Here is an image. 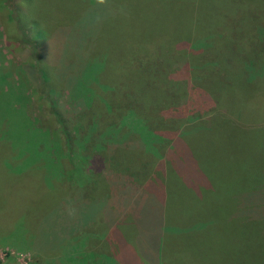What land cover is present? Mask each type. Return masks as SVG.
I'll list each match as a JSON object with an SVG mask.
<instances>
[{
    "label": "rangeland",
    "instance_id": "obj_1",
    "mask_svg": "<svg viewBox=\"0 0 264 264\" xmlns=\"http://www.w3.org/2000/svg\"><path fill=\"white\" fill-rule=\"evenodd\" d=\"M81 1L84 6L77 3L74 12L70 0H0V72L11 66L3 72L6 82L0 81V99L7 100L1 111L36 127L38 135L47 137L42 138L51 136L61 144L59 167L51 177H45L48 187L59 194L57 202L36 197L29 205L31 212H19L23 216L12 215L17 208L0 211V264H264V234L255 230V222L264 218V148L249 143L244 139L248 138L246 134L244 138L239 136L243 145L239 140L238 146H230L226 129V124L230 125L234 135L264 126V0H200L196 11L184 5L191 0H135L139 5L131 9L136 14L134 23L125 27L132 31L134 41L121 31L117 51L121 44L124 53H133L137 41L142 40L137 39L140 32L150 43L177 41L175 49L185 50L186 58L182 59V52L174 60L170 56L174 50L163 49L162 45L154 52L166 82L173 79L175 87L182 90H169L175 104L169 117L157 125L147 117L142 123L154 129L160 126L161 131L152 132L165 140L188 122L208 126L212 122L209 119L217 116L214 122L222 126L217 128L221 142L204 153L195 149L189 152L192 148H185L182 139L172 141L173 148L164 155L168 168H160L167 187L148 186L151 191L143 193L140 200L136 198V185L135 191L125 189L123 194L116 193L118 187L115 191L97 188L95 197L92 187L85 186L79 192L76 181H83L90 171L103 175L102 166L94 162L102 151L94 144L91 150L87 145L90 140L84 135L91 125L105 120L87 118L81 112L67 121L64 116L70 117L67 110L70 113L71 108L65 106L64 90L48 93L44 85L47 79L36 63L31 22L34 26L36 21L47 43L54 42L57 48L64 40L57 31L74 14L82 16L81 22L88 26L95 14L103 22L107 0H99L93 15L91 0ZM193 11L194 17H189L193 22H189ZM194 26L199 39L189 36ZM79 30L86 35L90 29L81 26ZM70 32L74 36V31ZM65 40L60 47L68 42V50L73 51L76 41ZM202 46H207L204 51L212 49L211 61L206 64L205 52H199L200 65L193 60L191 74L188 52H198ZM139 67L149 73L152 63ZM140 88L148 85L142 83ZM48 94H52L50 98ZM109 101L114 103L113 98ZM116 107L122 114L136 111L120 101ZM138 112L143 113L140 109ZM111 120L107 118L104 124L116 125ZM164 120L170 130L162 133L166 129ZM130 124L132 129L138 126ZM17 129L12 126L10 131ZM216 139L215 135L207 138L210 143ZM151 140L152 135L143 136L142 143ZM77 144L82 146L78 152L74 149ZM52 152H46L51 165L55 162ZM56 206L57 211L52 212L55 216H44L48 212L45 208ZM160 226L169 227L171 235L165 247L163 236L158 237ZM176 241L177 245L169 247Z\"/></svg>",
    "mask_w": 264,
    "mask_h": 264
},
{
    "label": "trees",
    "instance_id": "obj_2",
    "mask_svg": "<svg viewBox=\"0 0 264 264\" xmlns=\"http://www.w3.org/2000/svg\"><path fill=\"white\" fill-rule=\"evenodd\" d=\"M91 2L92 4L89 8L92 10L91 14L93 15L98 3L100 4L101 2L99 0H91ZM77 3L82 7L84 6V2L81 0H76V2L70 0V10L75 12L77 10ZM188 3L184 5L190 11L194 9L196 11L200 6V0H191ZM105 4L107 8L106 14L101 23L97 14H95L90 20V26H88L86 23H83L84 20L81 22V18L83 17L77 15V13L67 23L62 24L57 34L64 40L59 42L58 48L55 47L54 42L47 43L44 37L45 34L39 28L36 21L34 23L35 27L32 26L33 22H31L33 34L30 31V38L34 41L38 68L47 79L44 82L47 92L52 93V91L55 92L60 89L65 92V106L71 108L70 113L67 110V116L70 117L66 118L64 116L67 121L73 120L78 113L84 112V117L94 118L93 116H96V118L100 117L105 121L107 118H110L112 122L116 123V125H109L104 124L105 121H100V123L95 124L96 128L95 125L93 127L91 125L89 129H86L84 136L88 141L90 140L87 145H91V150H93L92 146L94 144L96 150L102 151L100 155L95 157L94 162L99 163L104 170L103 175L90 171L85 176L86 180L84 179V182L76 181V183H79L77 184L79 192L82 193L85 186L92 187V194L95 197L97 194L94 192L97 188L107 187L111 191H115L118 187L116 193L123 194L125 189H128L130 192L135 191L133 187L136 185L138 187L137 191H139L136 198L140 200L143 193L148 192L150 188L159 189V187H167V181L164 179L160 168H168L164 155L165 152L173 148L172 141L182 139L185 143V148H192L188 150L189 152L195 149L204 153V150L208 147L221 142L217 134V128L222 126L220 123L214 122L215 119L219 118L216 116L209 119L212 122L208 126H203V123L198 121L188 122L182 125L170 139L165 140V138L159 136L156 138V134L152 131H161V127L159 126L158 129H154L148 124L144 125L142 119L145 117L153 119L155 121L154 124L157 125L160 123L159 120L165 119V116H170L169 112L175 104L169 90L175 87V80L172 79L168 81L169 83L166 82L162 75L164 71L162 65L158 66L155 63V59L158 58L154 52L159 48V45H162L163 49L170 48L171 51L172 49L174 50L173 54H171V51L169 52V55L171 54L170 56L174 60H178L180 58L178 55L183 52L181 57L184 60L185 50L179 52L175 49L177 41L168 42L169 44L167 45L159 44V40H156L158 44L154 40L150 43L139 32L137 39L142 40L137 41L138 45L137 48L134 47L133 53H124L121 44L118 52L116 46L118 41H120L121 31L130 38L132 43L134 41V39H131L132 31L125 27L134 23L132 18L136 14L131 12V9H138L139 4L135 0H107ZM194 14L195 12L193 11L192 16L189 15L188 18L194 17ZM191 19L189 18L188 21L193 22ZM27 24L30 27V24ZM81 26H86L90 29L86 35H82L79 30ZM70 30L74 31V36ZM195 34L196 26H194L193 30H190L189 36L193 35V38L199 39L200 37H197ZM65 39L69 41L73 39V42L76 41L73 51L71 49L68 50V45H70L68 42L64 48L60 47L62 42L66 41ZM139 45H142L140 49H138ZM66 47L67 50L65 51ZM202 47L203 49L198 52H195L196 49L195 51L190 50L193 53L189 54L188 52V56L190 59L192 58L189 64L191 74H194L192 73L193 60L197 59V65H200L198 62V57L199 55L201 56L200 53L205 52L207 58L204 61L206 64L211 61L209 52L212 49L209 47L204 51L207 46ZM59 48L63 52L60 53ZM196 48H198L197 45ZM150 62L152 63V68L149 70V73L141 72L139 66L142 64L149 65L151 64ZM124 65L127 66V69H123ZM9 68L11 66L2 68L0 72L1 83L6 82V73ZM29 69L34 71L32 68ZM142 80L144 81L142 82ZM142 83L144 86L148 85V88H140ZM175 88L180 91L182 90L180 86ZM9 89L10 86L7 87V90ZM11 89H14V85L11 86ZM48 95L50 98L52 94ZM101 95L105 96L106 101ZM109 98L114 99L113 104L110 103ZM124 99H126L125 102H122ZM119 101L120 104H127L136 111L130 110L122 114V110H118L116 107ZM5 102H7L6 99H0V211H3V208L14 211L13 209L17 208L16 211L18 213L14 211L12 215L23 216L26 212H31L32 207L30 208L29 205L36 197L48 199L49 203H56L59 199L57 190H51L48 187L47 178L45 179V177L47 175L51 177L52 171L57 170L59 167V159L61 158L59 149L61 144L51 136L48 140L42 138L45 136L38 135L40 131L36 127L32 128L24 125L25 122L23 120L16 121L18 119L17 116L13 117L11 116L12 114L2 113L1 109L5 106ZM138 109L142 110L143 113L138 112ZM164 121L161 122H164L163 124H165L166 129L162 133L170 130L167 129L170 128L167 127V120ZM219 121L223 122L224 120L219 119ZM130 123L137 124L138 126L132 129ZM226 125L230 146H238L239 136L244 138V134H246L248 138L244 139L250 140L249 143L261 145L264 148V126L253 129L254 131L251 132L235 133L232 135L233 128L228 124ZM12 126L18 128L16 132L11 133L10 129ZM149 135L153 136V140L145 144L142 143L143 136ZM214 135L217 139L211 143L208 142L207 138ZM81 142L83 144L84 140L82 139ZM191 143L193 144L190 146ZM100 144H103L104 148ZM194 144H197V146ZM241 144L243 145L244 143L241 141ZM77 145L74 149L78 152L82 149V146ZM68 147L71 149V146ZM47 151H55V155L52 153L56 163L50 164L52 162L48 159ZM204 156L206 155L204 154ZM34 159L37 161L36 163L31 162ZM39 160L42 163H39ZM95 171L97 172V170ZM148 186L151 187L149 188ZM133 197L135 198V196ZM165 204L166 202L164 206ZM87 206L91 208L92 204H88ZM57 208V206L50 209L45 208L48 212L44 216H55L52 212L57 211ZM165 208L167 215V206ZM261 211L262 216H264V208ZM19 212H23L24 214H19ZM167 228L169 227L160 226L157 229L160 231L158 237L163 236L161 240L164 247L166 245V238L171 236L170 233L168 234L167 231L169 229ZM255 230L264 234V218L262 221L255 222ZM171 231L173 234V229ZM178 243L179 241H176L175 244H170L169 247Z\"/></svg>",
    "mask_w": 264,
    "mask_h": 264
}]
</instances>
